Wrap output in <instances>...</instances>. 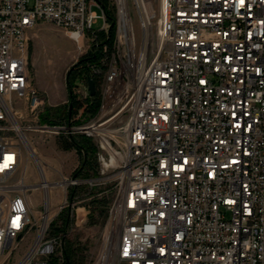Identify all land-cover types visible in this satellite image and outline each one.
Here are the masks:
<instances>
[{
	"label": "built area",
	"instance_id": "obj_1",
	"mask_svg": "<svg viewBox=\"0 0 264 264\" xmlns=\"http://www.w3.org/2000/svg\"><path fill=\"white\" fill-rule=\"evenodd\" d=\"M110 11L115 40L79 74V106L42 122L33 32L52 24L98 49ZM88 79L100 106L86 121ZM28 112L33 126L22 128ZM29 132L85 136L101 174H118L114 250L96 264H264V0H0V185L22 167ZM10 192L0 264L38 225L27 195ZM46 218L16 264H53L62 238Z\"/></svg>",
	"mask_w": 264,
	"mask_h": 264
},
{
	"label": "rangeland",
	"instance_id": "obj_2",
	"mask_svg": "<svg viewBox=\"0 0 264 264\" xmlns=\"http://www.w3.org/2000/svg\"><path fill=\"white\" fill-rule=\"evenodd\" d=\"M95 11L99 20L94 25V30L100 32L104 27L102 12L97 9ZM133 19L140 46V23L136 15ZM109 24L111 26L110 22ZM153 33L156 41V28ZM89 51L86 40L77 44L64 30L52 24L38 25L31 36L29 71L33 85L47 107L65 111L67 103L58 107L51 104H57L62 98L69 99L68 74L75 70ZM35 81L45 85L47 95L36 87ZM73 83L81 87L78 78L75 77ZM29 115L30 112L21 122L22 128L33 126ZM91 118L88 109H85L83 119L89 121ZM25 134L32 153L25 151L18 174L7 185H0V221L3 215L1 209H5L6 205L5 198L12 195L10 191H16L27 195L38 225L19 242L10 264L19 262L35 243L45 227L46 216L55 220L49 235L62 238L55 264H96L105 257L103 250L107 234L113 232L114 237L115 225L111 224V212L119 191L118 174H101L97 148L96 155L86 159L76 150H67L72 146V139L32 132ZM46 178L52 186L49 195L42 187ZM73 181L77 185L70 184ZM65 203L68 208L60 212V208L56 207Z\"/></svg>",
	"mask_w": 264,
	"mask_h": 264
},
{
	"label": "trees",
	"instance_id": "obj_3",
	"mask_svg": "<svg viewBox=\"0 0 264 264\" xmlns=\"http://www.w3.org/2000/svg\"><path fill=\"white\" fill-rule=\"evenodd\" d=\"M108 19L111 23V28L109 30V33L106 35L105 33H101L100 34V38H99V48L96 49H92L88 52V54L86 56H84L79 63L77 64V66L75 67V70L71 71L68 74V78H67V88L69 91V102L68 105H66V108L68 107L69 110V114L70 115L72 113V110L75 108H77L79 105L75 100V97L73 96V88L75 87L73 80L76 78L79 79V74L82 73V71L87 67V65L89 64H96L98 63L101 58H102V53H101V48L104 45L109 46V48L111 49L115 40V34H116V25H115V15H114V11H110L108 13ZM77 71H79L78 73H76ZM88 114L90 115V117H94L97 112H98V108L100 106V99H99V95L97 93V95L95 97H91L88 100ZM61 108H57V109H52V108H48L46 113L43 116V121L44 122H49V119L51 117V115H58L60 114ZM67 150H76L79 154H82L86 157H90L91 155H96V149L93 145V142L91 139L85 137V136H80L78 138H74L72 139V146H70ZM53 264H55L53 262Z\"/></svg>",
	"mask_w": 264,
	"mask_h": 264
},
{
	"label": "bare ground",
	"instance_id": "obj_4",
	"mask_svg": "<svg viewBox=\"0 0 264 264\" xmlns=\"http://www.w3.org/2000/svg\"><path fill=\"white\" fill-rule=\"evenodd\" d=\"M145 34H147V32H145ZM74 37L77 38L78 35H74ZM146 37H147V35H146ZM70 39L73 40V38H71V37H70ZM23 140H24L25 146L27 145V147H28V148H26V149H28L27 151L32 153V148L27 144L28 141L25 138H23ZM10 180H12V179H7V183ZM42 187H43L44 191L46 192V194L49 195V191H50L52 186L47 182V178H46L45 182L43 183ZM46 220H47V218L45 219V222H46ZM113 240H114L113 232L108 233L107 237H106V240H105V244H104V250H103V252H104L106 257L112 256V254H113V250H114L113 249L114 248L113 247V245H114V241Z\"/></svg>",
	"mask_w": 264,
	"mask_h": 264
},
{
	"label": "crops",
	"instance_id": "obj_5",
	"mask_svg": "<svg viewBox=\"0 0 264 264\" xmlns=\"http://www.w3.org/2000/svg\"><path fill=\"white\" fill-rule=\"evenodd\" d=\"M35 85H36V87L41 91V92H43V93H45L46 94V91H45V85L43 84V83H41V82H39V83H36V81H35ZM47 95V94H46ZM69 102V99L67 100V99H65V98H62V100H60L57 104H51V106H53V107H58V106H60V105H62V104H66V103H68ZM40 155V154H39ZM56 208H60V205H58Z\"/></svg>",
	"mask_w": 264,
	"mask_h": 264
},
{
	"label": "water",
	"instance_id": "obj_6",
	"mask_svg": "<svg viewBox=\"0 0 264 264\" xmlns=\"http://www.w3.org/2000/svg\"><path fill=\"white\" fill-rule=\"evenodd\" d=\"M88 88H89L90 96L95 97L97 95V88L94 80L88 79Z\"/></svg>",
	"mask_w": 264,
	"mask_h": 264
}]
</instances>
